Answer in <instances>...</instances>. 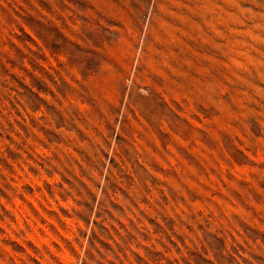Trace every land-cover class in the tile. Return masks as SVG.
I'll return each instance as SVG.
<instances>
[{
	"label": "rangeland",
	"instance_id": "obj_1",
	"mask_svg": "<svg viewBox=\"0 0 264 264\" xmlns=\"http://www.w3.org/2000/svg\"><path fill=\"white\" fill-rule=\"evenodd\" d=\"M0 264H264V0H0Z\"/></svg>",
	"mask_w": 264,
	"mask_h": 264
}]
</instances>
